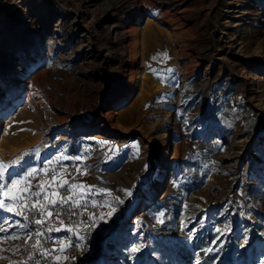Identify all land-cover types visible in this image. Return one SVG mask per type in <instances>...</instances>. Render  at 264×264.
<instances>
[{"label": "rangeland", "instance_id": "rangeland-1", "mask_svg": "<svg viewBox=\"0 0 264 264\" xmlns=\"http://www.w3.org/2000/svg\"><path fill=\"white\" fill-rule=\"evenodd\" d=\"M25 151L11 175L80 156L56 176L111 193L74 190L102 209L57 264H184L174 243L191 264H264V0H0V161ZM19 224L0 209V238ZM0 250L25 264L23 239Z\"/></svg>", "mask_w": 264, "mask_h": 264}, {"label": "snow or ice", "instance_id": "snow-or-ice-1", "mask_svg": "<svg viewBox=\"0 0 264 264\" xmlns=\"http://www.w3.org/2000/svg\"><path fill=\"white\" fill-rule=\"evenodd\" d=\"M167 54H164L166 57ZM38 155V153H37ZM82 158L80 156L76 157H69L61 153L59 156H56L54 159H50L42 168H35V167H29L26 170H24L22 173L18 175H11L8 172V169L10 165L5 164L3 161H0V209H6L8 212H12L17 216H21L24 220H28L29 216L25 214L26 211L29 212H36L40 218L34 219L32 221L36 225L39 226H45L48 220H51L53 217H55L59 221V225L63 226L64 229L72 234L77 235L78 239H83V237H80L78 233L75 232V229L71 225H65V222L63 219H60L62 213L59 211H50L49 208L55 209L57 207L63 208L64 205H68L69 208V214L70 215H76V209L82 208L87 209L88 201L85 200L83 203H81L80 199L76 198V194L74 192L75 189L78 187H84L89 189L90 191H99L106 195H111L110 192H108L106 189H100L96 190L94 186L90 185H77L75 183H71L69 179H65L63 175L60 177H57L55 175L51 176L49 180H44L41 178L40 183L38 185L31 184V180H35L39 173H44L45 176L48 175L49 172H55L56 169L52 168L51 166L53 164L58 163L61 160H74L79 161ZM62 173H65L67 175H71L70 173H67V169H61ZM75 171L77 173H82V170L79 168H76ZM86 174V173H82ZM9 176L11 177L9 179ZM72 180H75V176H72ZM52 182H57L58 188H66L67 194L61 195V193L57 190H53L51 192H47L45 190V184L49 187H51ZM43 193V196H42ZM126 195H131L130 192H126ZM46 202V203H45ZM122 201H119L118 198L114 200L113 202L105 201L104 206H107L110 211L105 214L107 217H111L112 214L116 211V204L121 203ZM92 207H97V203L93 200ZM45 212H47V220L45 219ZM95 214H91L89 216V220L91 223L89 224V227H92L95 225L96 220L93 219ZM105 216L99 217V219H104ZM80 224H83L84 222H79ZM21 229H25L24 224L18 225ZM52 227L48 226L47 231H61V227ZM7 228H0V232H7ZM217 231H220L217 229ZM45 232L44 231H35V232H28L25 236L21 237L19 234L16 235H6L2 238H0V244L5 243L7 241H15V240H24V244L28 245L31 249L28 259L32 260L34 259L33 252L40 255V256H48L50 252L56 251L55 249H48L44 247V241L42 238L44 237ZM246 242V241H245ZM54 243H59L62 245H65L64 247H61L59 249V252L64 253L67 248L73 247L71 242V237H68L67 240H61V241H55ZM77 249L81 248V245L77 243L75 245ZM16 250L20 251V245H16ZM2 251V250H0ZM133 253L138 251L136 247H133L131 249ZM57 260L60 259V257H56ZM63 259H68V257L65 255ZM37 264L39 262L37 261Z\"/></svg>", "mask_w": 264, "mask_h": 264}, {"label": "built area", "instance_id": "built-area-1", "mask_svg": "<svg viewBox=\"0 0 264 264\" xmlns=\"http://www.w3.org/2000/svg\"><path fill=\"white\" fill-rule=\"evenodd\" d=\"M75 167H70L67 171V173H70L71 175H65V179H69L71 183H75L77 181V177H78V173L75 171ZM55 175L56 176V171L55 172H49L47 177V180H49L51 178V176ZM72 176H75V180H72ZM66 188L67 186H65V188H58L57 182H52L51 187H49L47 185V183L45 184V190L47 192H51L54 189L59 191L61 193V195H65L67 194L66 192ZM43 196V193H42ZM97 203V207H92V203L90 206L87 207V209H82V208H77L76 215H70L69 214V208L68 205H64L63 208L61 207H57L55 209L49 208L50 211H59L62 213L60 219H63L65 222V225H71L74 227L75 232L79 234L80 237H83V239H78L77 235L70 233L71 235V242L73 247H69L66 249L65 254L69 255L70 253L79 251V250H85L87 248L88 245V238L93 234L96 226H97V219L99 216V212L102 209V202L100 200L95 199L94 200ZM46 203V202H45ZM95 214V216L93 217V219L96 220L95 225H93L92 227H89V224L91 223V221L89 220V216L91 214ZM26 215L29 216V219L26 221L24 220L21 216L20 219L23 222V224L26 226L24 231L26 232V234L28 232H35V231H44L45 235L42 238V240L45 242L44 243V247L48 248V249H55V245L56 243H54L56 241V239L54 237H51V235L49 234V232L46 230L48 226L53 225L54 223H59V221L53 217L51 220H48L45 226H39L36 225L35 223H33L32 221H34V219L40 218L39 215L32 211H26L25 212ZM45 219L47 220V212H45L44 214ZM83 221V224H80L79 222ZM79 243L81 245L80 249H77L75 247V245ZM31 249L30 247L27 245V254L25 257V264H37V261L39 262V264H57L56 262V258H55V254L56 251H52L49 253L48 256H40L36 253H32L34 256V259L29 260L28 256L30 253Z\"/></svg>", "mask_w": 264, "mask_h": 264}, {"label": "bare ground", "instance_id": "bare-ground-1", "mask_svg": "<svg viewBox=\"0 0 264 264\" xmlns=\"http://www.w3.org/2000/svg\"><path fill=\"white\" fill-rule=\"evenodd\" d=\"M40 149H43V145L40 146ZM39 159V156H35L31 151H25L22 155H17V153H11V158L8 163L10 165L8 172L12 173L17 171L20 167H23L26 163L31 161H36ZM95 168H91L90 171L93 172ZM99 175V174H98ZM105 179V177H104Z\"/></svg>", "mask_w": 264, "mask_h": 264}, {"label": "trees", "instance_id": "trees-1", "mask_svg": "<svg viewBox=\"0 0 264 264\" xmlns=\"http://www.w3.org/2000/svg\"><path fill=\"white\" fill-rule=\"evenodd\" d=\"M172 253L176 257H178L184 264H191L192 262V253L189 249L185 248L183 245L174 243V245L170 248ZM76 255L74 252L70 253V256ZM204 263V262H203ZM202 261L199 264H203Z\"/></svg>", "mask_w": 264, "mask_h": 264}]
</instances>
